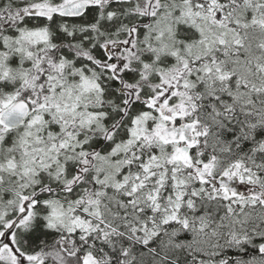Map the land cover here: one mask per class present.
I'll return each instance as SVG.
<instances>
[{
  "label": "snow or ice",
  "instance_id": "obj_1",
  "mask_svg": "<svg viewBox=\"0 0 264 264\" xmlns=\"http://www.w3.org/2000/svg\"><path fill=\"white\" fill-rule=\"evenodd\" d=\"M0 264H264V0H0Z\"/></svg>",
  "mask_w": 264,
  "mask_h": 264
}]
</instances>
